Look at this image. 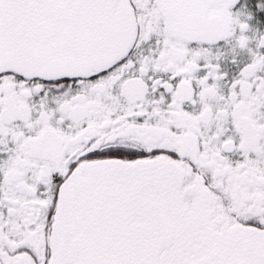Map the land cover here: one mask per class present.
Segmentation results:
<instances>
[{"label":"snow or ice","instance_id":"snow-or-ice-1","mask_svg":"<svg viewBox=\"0 0 264 264\" xmlns=\"http://www.w3.org/2000/svg\"><path fill=\"white\" fill-rule=\"evenodd\" d=\"M0 264H264V0H0Z\"/></svg>","mask_w":264,"mask_h":264}]
</instances>
